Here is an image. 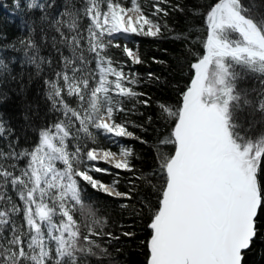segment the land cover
Returning <instances> with one entry per match:
<instances>
[{"label": "trees", "instance_id": "1", "mask_svg": "<svg viewBox=\"0 0 264 264\" xmlns=\"http://www.w3.org/2000/svg\"><path fill=\"white\" fill-rule=\"evenodd\" d=\"M88 2L20 0V7L17 8L16 0H0V74H4L3 80H0V127L4 129L0 132V212L5 213L0 216V264H11L9 254L19 251V246L11 243L17 235L21 236V246L25 251L36 254L27 248L34 233L29 230L23 212L12 211L13 206L22 208L23 201L19 199V186L14 188L11 178L22 176L31 159L30 156L18 157L17 154L33 151L39 143V133L43 130L54 132L53 125L61 121L70 133L65 145L74 161L76 148L81 149L82 162L74 163V167L87 169L88 174L105 186H114L121 193L130 194L116 198L93 189L82 178H77L81 204L69 201L68 207L78 234L66 237V240L69 248L72 247L71 241L75 240L76 249H92L91 253H76L73 250L78 264H148L150 253L147 242L151 232L148 224L152 211L158 207L160 194L157 189L162 186L163 180L159 166L163 156L174 155L175 152V146L169 141L176 120L168 113L182 107L183 95L195 75L192 64L204 56L208 37L207 12L218 0H118L125 9L138 5L146 17L161 24L162 33L159 37L134 34L112 37L105 34L103 37L105 46L100 50L101 55L112 61L117 70L122 69L127 76L139 81L138 84L125 81V86L139 93L135 99L121 97L115 90L110 92L116 109L115 121L127 123L128 130L133 133V137L119 139H112L91 125H86V133L80 121L70 112L64 114L62 104L58 105L59 110H53L52 102L47 98L46 82L53 81L62 87V99L70 109L83 114L88 105V91L84 101L76 95H68L64 81L56 76L57 72H61L77 81L88 78L90 87L95 86L99 79L96 55L89 51L90 20L85 15ZM29 3L37 7L29 9ZM242 3L252 10L254 19L264 17V0H242ZM40 5L44 6L43 12ZM100 7L106 11L103 0H100ZM157 7L165 9L167 15L156 13ZM42 15H46V21H42ZM26 21L34 22L31 31ZM56 21L62 22L63 37L54 26ZM261 23L264 24V21ZM74 36L79 42L70 47ZM233 36L228 43L243 46L240 35L234 33ZM29 37L38 46L39 56L44 58L39 73L35 66L26 63L28 57L24 52L27 50H17L18 41L21 38L28 40ZM217 38L221 39L219 30ZM124 47L136 53L142 63L132 64L131 58L122 51ZM63 57L71 61L67 68ZM247 60L245 56L244 60L226 57L221 61L230 69L240 96V101L234 102L233 106L225 105L224 96L219 91L221 86L216 83L217 77L211 75L222 70L215 62L209 70L210 83L215 84L216 95L220 97L218 104L226 111L229 133L233 139L237 135L241 137L246 145L264 140V110L259 107L264 101V64L258 59L257 62ZM108 79L114 80L115 77L109 75ZM145 100L147 106L142 103ZM244 100L249 104H244ZM92 148L111 151L119 156L123 151H129L131 170H117L103 162L86 161L85 153ZM56 167L62 170L64 165L57 162ZM96 167L102 171L95 172ZM8 173L12 175L7 176ZM258 175H264V158ZM47 202L51 205L52 201L49 198ZM82 204L91 205V215L84 214ZM261 215H264V209H261ZM60 219L57 212L53 222L59 224ZM97 224L100 226L95 227ZM42 232L44 246L50 252L46 264H55L56 242L48 235L47 225H42ZM108 233L118 239L110 238ZM85 236L89 237L91 244L84 240ZM18 264L32 262L21 259ZM244 264H264V236L258 237L245 253Z\"/></svg>", "mask_w": 264, "mask_h": 264}, {"label": "snow or ice", "instance_id": "2", "mask_svg": "<svg viewBox=\"0 0 264 264\" xmlns=\"http://www.w3.org/2000/svg\"><path fill=\"white\" fill-rule=\"evenodd\" d=\"M103 2L106 3V11L101 9L100 0H89L85 10V15L90 20L89 51L95 53L99 71L95 86L90 87L88 78L77 81L70 79L67 74L56 73L57 78H62L67 86L68 95H76L84 101L85 92L90 93V100L83 114L64 103L63 89L57 82H46L47 98L52 102L53 110H59L58 105L62 104L64 114L70 112L72 117L80 121L86 133V125H91L118 138L133 137L127 123L115 121L116 109L110 92L115 90L121 97L135 99L139 93L132 87L125 86V81L131 84H138L139 81L127 76L122 69L117 70L112 66V61L101 55L100 50L105 46L103 37L105 34L112 37L119 33L159 37L162 34L161 24L146 17L136 4L131 9H125L118 0ZM16 7H20V0H16ZM27 7L33 9L37 5L29 3ZM39 7L43 12L44 6ZM126 11L135 12L137 18L133 20L129 16L125 21L122 14ZM155 12L167 15V11L159 7ZM41 19L46 21V15H42ZM262 21L264 17L259 20L253 18L252 10L242 0H218L207 12L210 31L206 43L207 54L199 62L192 64L195 79L183 95L182 107L168 113L176 120L169 141L175 146V152L174 155L163 156L159 166L163 180L162 186L157 189L160 194L158 207L152 211L148 224L151 230L150 240L147 242L150 253L148 264H244L245 253L258 237L264 236V215H261V209H264V175H258L264 158V145H246L241 137L237 135L233 139L232 134L224 128V111L218 104V90L215 84L210 83L209 74L210 65L215 62L222 72H213L211 75L217 77L216 83L221 86L219 91L224 96L225 105L233 106L234 102L240 101L230 69L221 61L226 57L244 60L247 56L249 62H257L258 59L264 64ZM25 23L30 31L34 28V22ZM225 25L239 31L243 37V46H229L217 38V29ZM54 26L63 37L62 22L56 21ZM78 42L74 36L69 46ZM108 43L111 44V41ZM18 45L17 50H27L24 52L28 57L26 63L35 66L39 73L44 58L39 56L38 46L31 37L28 40L21 38ZM122 51L131 58L132 64L142 63L130 48L124 47ZM63 59L67 68L71 61L68 57ZM109 75L115 79L109 80ZM3 78L4 74H0V80ZM142 103L147 106L148 102L145 100ZM244 104L249 102L244 100ZM259 107L264 110V101H261ZM120 110L123 111V108ZM53 127L54 132L43 130L39 133V143L33 151L17 154L18 157L30 156L31 159L22 176L11 178L13 187L19 186V199L23 201L22 208L13 206L12 211L23 212L29 230L34 233L27 248L36 254L26 252L21 246V236L17 235L11 243L19 246V251L9 254L11 264H18L21 259L30 260L32 264H46L50 252L44 246L42 225H47L48 235L56 242L55 264H78L77 254L73 255V250L76 253L92 252L91 247L76 249L75 240L71 241L72 247L69 248L66 240V237L78 234L74 230L78 227L68 207L69 201L81 204L78 177L93 189L102 190L116 198L130 195L121 193L114 186L106 187L88 174L87 169L74 167V163L82 162L81 149L76 148L74 161L65 145L70 134L68 128L63 121L55 123ZM2 131L4 129L0 127V132ZM85 156L88 162L99 158L113 164L117 170L132 168L128 159L131 153L126 150L120 158H117V153L104 150L98 152L96 148L87 150ZM57 162L64 165L62 170L56 167ZM94 171L102 170L96 167ZM49 198L51 205L47 202ZM81 210L85 215L92 214L91 205L82 204ZM57 212L61 217L59 224L53 222ZM4 215L5 213L0 212V216ZM107 235L118 239L111 233ZM84 240L92 243L87 236Z\"/></svg>", "mask_w": 264, "mask_h": 264}, {"label": "rangeland", "instance_id": "3", "mask_svg": "<svg viewBox=\"0 0 264 264\" xmlns=\"http://www.w3.org/2000/svg\"><path fill=\"white\" fill-rule=\"evenodd\" d=\"M127 12H129V11H126L125 13H127ZM125 13L122 14V15L124 16ZM132 13L136 14L135 12H132ZM136 16H137V14H136ZM226 28L229 29V31H228ZM217 30L220 31V36H221V39H220V40H221L222 42H224V43H228V41L231 42L232 38L234 37V36H233L234 33L240 35L241 40H242V42H243V37H242V35L238 32L237 29H235V28H233V27H231V26L225 25L223 28H221V29H217ZM116 35L129 36V34H124V33H122V34H116ZM228 44H229V46H233V43H228ZM241 46H242V45H241ZM246 57H247V56H246ZM211 102H212L211 99H209V103H211ZM221 109H222V111H224V116H225L226 119H227L225 109H224L222 106H221ZM227 122H228V120H227ZM225 129L229 132V130H228V126H227ZM105 134H106V133H105ZM107 134H108V133H107ZM253 145L262 146V145H264V141L261 140L259 143H257V144H253ZM96 162H97V161H96ZM98 162H99V161H98ZM94 163H95V162H94Z\"/></svg>", "mask_w": 264, "mask_h": 264}, {"label": "bare ground", "instance_id": "4", "mask_svg": "<svg viewBox=\"0 0 264 264\" xmlns=\"http://www.w3.org/2000/svg\"><path fill=\"white\" fill-rule=\"evenodd\" d=\"M129 16H131L133 18V20H135L137 18V16L134 13L130 12V13H127L126 15L123 16L124 20L126 21ZM100 151H102V150H100ZM100 151H98V152H100ZM104 151H106V150H104ZM117 158H119V157L117 156ZM97 161H104V160H101L98 158ZM93 162H96V161H93ZM104 162H106V161H104ZM106 163H108V162H106ZM108 164H110V163H108Z\"/></svg>", "mask_w": 264, "mask_h": 264}, {"label": "water", "instance_id": "5", "mask_svg": "<svg viewBox=\"0 0 264 264\" xmlns=\"http://www.w3.org/2000/svg\"><path fill=\"white\" fill-rule=\"evenodd\" d=\"M239 32V31H238ZM210 35V31H209V29H208V36ZM207 43V42H206ZM207 54V48H206V46H205V51H204V55H206ZM212 65V64H211ZM211 65H210V68H211ZM210 68H209V70H210ZM194 71H195V69H194ZM195 79V75H194V78H193V80ZM190 86H191V83H190ZM189 86V87H190ZM187 91V90H186ZM228 126V122H227V119H226V117L224 116V128H226ZM264 141V140H263ZM251 249V248H250ZM249 251V250H248ZM247 251V252H248ZM246 252V253H247ZM150 258V257H149ZM148 262H149V260H148Z\"/></svg>", "mask_w": 264, "mask_h": 264}, {"label": "clouds", "instance_id": "6", "mask_svg": "<svg viewBox=\"0 0 264 264\" xmlns=\"http://www.w3.org/2000/svg\"><path fill=\"white\" fill-rule=\"evenodd\" d=\"M98 226H100V225L99 224L95 225V227H98Z\"/></svg>", "mask_w": 264, "mask_h": 264}]
</instances>
